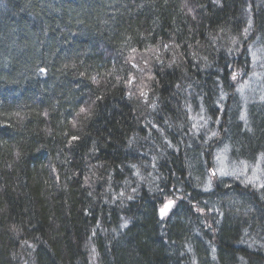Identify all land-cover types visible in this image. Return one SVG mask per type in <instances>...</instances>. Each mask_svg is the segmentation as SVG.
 Returning <instances> with one entry per match:
<instances>
[{"label": "trees", "instance_id": "obj_1", "mask_svg": "<svg viewBox=\"0 0 264 264\" xmlns=\"http://www.w3.org/2000/svg\"><path fill=\"white\" fill-rule=\"evenodd\" d=\"M0 264H264V0H0Z\"/></svg>", "mask_w": 264, "mask_h": 264}, {"label": "rangeland", "instance_id": "obj_2", "mask_svg": "<svg viewBox=\"0 0 264 264\" xmlns=\"http://www.w3.org/2000/svg\"><path fill=\"white\" fill-rule=\"evenodd\" d=\"M130 83L131 84H139L138 82H137V80L134 78V77H132L131 78V81H130ZM135 89L137 90V91H140L139 90V87H138V85H136L135 86ZM210 119V118H209ZM206 116H203V115H200V114H198V115H195L194 117H193V121H197V120H199V122L200 121H202L203 122V127L204 128H207V127H209L210 125H211V121L209 120ZM219 159V157H217L216 158V160H218ZM217 171H218V174L219 175H217V176H224V177H231V175L232 176H236L238 173H239V169H237V170H234V169H228V168H226L225 167V169L223 170V169H220V168H217ZM234 173H236V175H234ZM246 173V172H245ZM242 174H244V173H241V175L240 176H243L247 181H249L250 179H251V176H249L248 177V179H247V175H242ZM169 202H172L171 203V206L174 204V201H172V200H167L165 203H164V205H167V204H169ZM170 206V207H171ZM172 208L173 207H171V208H169L170 210H172ZM166 214H168V213H165V215Z\"/></svg>", "mask_w": 264, "mask_h": 264}, {"label": "bare ground", "instance_id": "obj_3", "mask_svg": "<svg viewBox=\"0 0 264 264\" xmlns=\"http://www.w3.org/2000/svg\"><path fill=\"white\" fill-rule=\"evenodd\" d=\"M201 115H206V116H208L206 113H200ZM209 117V116H208ZM207 117V118H208ZM211 117V116H210ZM213 118V117H212ZM209 119V118H208ZM216 121H221L222 120V116L221 115H217L215 118H214ZM210 120V119H209ZM211 121V120H210ZM193 124H194V122H193ZM176 132H177V134H173V135H170V138L171 139H173L174 137L175 138H177V137H181L180 135L182 134L183 135V133H184V131L183 130H176ZM202 133V132H201ZM204 133V132H203ZM202 137H206V140H209V137L210 138H212L213 139V137H212V135H206V134H203V136ZM206 140H204V141H206ZM164 207H165V205H163V209H164ZM257 244L258 245H256V243H254L251 247H255V248H257V250H255V249H252L253 251H255L256 252V254H259V253H261L262 252V250H263V245L261 246V244L260 243H258L257 242ZM260 244V245H259ZM262 249V250H261Z\"/></svg>", "mask_w": 264, "mask_h": 264}, {"label": "snow or ice", "instance_id": "obj_4", "mask_svg": "<svg viewBox=\"0 0 264 264\" xmlns=\"http://www.w3.org/2000/svg\"><path fill=\"white\" fill-rule=\"evenodd\" d=\"M233 78H235V77H233ZM81 111H84V109H82ZM171 203L172 202H169V204L165 205L164 209L161 210V215L162 216L165 214V212L167 211V209L171 206Z\"/></svg>", "mask_w": 264, "mask_h": 264}]
</instances>
